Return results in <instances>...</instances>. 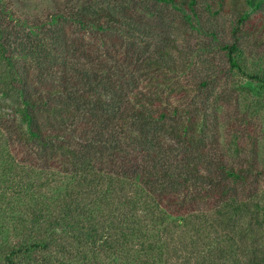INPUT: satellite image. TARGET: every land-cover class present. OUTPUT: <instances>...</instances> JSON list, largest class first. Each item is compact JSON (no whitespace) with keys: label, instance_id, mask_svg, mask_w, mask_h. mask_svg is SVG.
<instances>
[{"label":"trees","instance_id":"1","mask_svg":"<svg viewBox=\"0 0 264 264\" xmlns=\"http://www.w3.org/2000/svg\"><path fill=\"white\" fill-rule=\"evenodd\" d=\"M156 1L191 25L235 13L224 74L264 90L239 37L264 33V0ZM52 3L0 0V264H264L255 148L235 135L227 163L186 65L126 0Z\"/></svg>","mask_w":264,"mask_h":264},{"label":"rangeland","instance_id":"2","mask_svg":"<svg viewBox=\"0 0 264 264\" xmlns=\"http://www.w3.org/2000/svg\"><path fill=\"white\" fill-rule=\"evenodd\" d=\"M8 1L23 17L42 16L48 10L54 11L52 0ZM126 2L130 10L142 18L143 25L154 31L153 40H148L151 50H170L176 58V64L186 65L180 71L182 74L179 73L177 83L195 90L194 103L204 104L207 117L211 120V130H218L215 136L219 143L215 148L226 154L227 163L233 162V150L237 147L235 135H239L242 137L241 143L249 151L255 148L259 167L263 168L264 90L257 82L252 85L247 77L236 71L224 74V70L229 68L228 60L218 47L234 42L236 14L222 12L214 16L206 12L204 6H200L199 20L191 25L183 13L156 0ZM246 33L241 32L239 35L245 56L243 67L250 73L264 76V33ZM204 81L208 82L207 88L200 86ZM213 140L209 138V144ZM208 237L211 243L213 234L210 233Z\"/></svg>","mask_w":264,"mask_h":264}]
</instances>
